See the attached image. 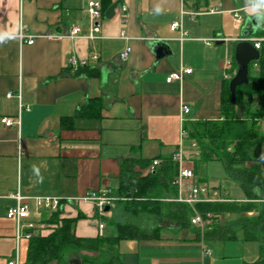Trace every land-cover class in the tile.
<instances>
[{
  "label": "crops",
  "instance_id": "0c3cea01",
  "mask_svg": "<svg viewBox=\"0 0 264 264\" xmlns=\"http://www.w3.org/2000/svg\"><path fill=\"white\" fill-rule=\"evenodd\" d=\"M90 1L102 8L99 32L92 39ZM115 3L114 16L106 18ZM248 5V0H0V33L7 34L0 41V264L17 255L20 264H28L30 240L17 243L16 222L7 218L9 208L17 205L13 195L61 201L57 211L40 214L30 201L33 236L44 235V212L59 211L62 218H77V237L97 238L111 236L106 211L99 215L83 198L103 190L114 199L109 211L114 203L122 208V220L114 222L137 226L150 237L120 241L115 247L119 264H258L257 239L246 238L236 223L254 212L218 215L220 227L236 235L206 240L197 231L210 228L213 215L202 216L195 206L209 202H180L186 195L176 184L180 170H192L194 186L208 185L227 200L211 203L248 202L237 181L233 198L218 181L201 175L199 153L190 158L195 152L186 145L184 128L188 122L223 119L224 84L238 70L236 45L264 38V22L258 21L254 35L242 36L246 20L256 16L245 10ZM175 22L179 28L172 30ZM75 28L80 32L71 37ZM124 52L126 60L120 57ZM187 69L192 72L182 80L167 82L171 74ZM18 96L29 110L20 112ZM256 107L255 100L237 106L235 116L241 111L238 118L244 119ZM5 117L20 118L21 125L7 128L1 122ZM259 126L264 136V121ZM167 159L177 165L169 185L177 192L163 191L162 201L192 207L191 219L210 215L209 224L184 228L162 216L125 212L126 201L117 194L124 164L149 162L141 170L143 179ZM156 160L159 165L153 166ZM260 160L264 180V142ZM207 197L213 199L212 192ZM140 219L159 223L143 228Z\"/></svg>",
  "mask_w": 264,
  "mask_h": 264
},
{
  "label": "trees",
  "instance_id": "16d2710c",
  "mask_svg": "<svg viewBox=\"0 0 264 264\" xmlns=\"http://www.w3.org/2000/svg\"><path fill=\"white\" fill-rule=\"evenodd\" d=\"M260 59L250 64L249 83L237 87L236 103L231 104L229 83L224 84L221 112L223 119L210 121H194L185 124L186 145L196 143L199 157L197 164L213 161L222 162L227 174L237 181L245 192L248 202L238 204L200 203L195 206L197 212L206 216L211 214L212 224L203 234L197 231L198 237L206 240L227 237L234 238L236 231L220 227L218 215L244 214L254 212L251 218L241 217L237 220L240 230L248 239H257L260 248L258 264H264V180L260 165V149L264 142L259 123L264 120V43H262ZM236 64V63H235ZM257 66V70L254 69ZM257 102L255 110L240 119L235 116L237 106ZM136 166L140 170L136 171ZM149 162H128L121 173V187L117 193L125 199L124 210L133 216L143 213L162 216L177 222L186 228L191 224L194 215L192 207L173 202H164L163 191L177 192L171 186V175L176 172L177 165L172 159L164 162L162 169L141 178V170L146 169ZM121 201V199H120ZM77 218H62L61 212H44L42 223L50 224L49 234L41 233L33 236L28 245V264H69L75 260L78 264H119L115 247L122 240H140L150 238L141 228L130 224H119L111 221V236L97 238H79L74 234ZM95 254V255H91Z\"/></svg>",
  "mask_w": 264,
  "mask_h": 264
},
{
  "label": "built area",
  "instance_id": "2783aa9c",
  "mask_svg": "<svg viewBox=\"0 0 264 264\" xmlns=\"http://www.w3.org/2000/svg\"><path fill=\"white\" fill-rule=\"evenodd\" d=\"M251 10V7L248 5L245 10ZM125 10V8H123ZM244 10V9H242ZM88 14L90 18V34L89 37L95 38V35L99 32V21L102 16V8L101 4L98 1H90L88 4ZM235 17L238 20L242 19V16L238 13L235 12ZM179 28V24L177 22L173 23L171 25L172 30H177ZM79 29L75 28L72 30L71 37H75L77 34H79ZM22 37V36H21ZM255 48L259 50L262 46V43H264V38L255 40ZM28 43L32 44L34 43V40H30ZM121 59L126 60L128 57V52H124L121 54ZM78 63L76 60L71 61V65L76 66ZM255 69L257 70V66H255ZM192 72L191 69H187L184 71L180 72H175L171 74L167 78V82L171 83L172 81H179L182 80L183 74H190ZM8 98L13 97L12 94H8ZM19 101H20V112L23 111L24 109L29 110L27 107H23L21 96H18ZM189 112V108L184 107V113L187 114ZM2 124L9 128V127H19L21 125L20 118L17 120L12 119V118H2L1 120ZM191 150L195 152L190 156V158H195V156L198 155L197 153V145L196 143H191ZM177 159L178 161L182 160V154H177ZM159 162L156 160L153 162V166H158ZM195 178L194 173L192 170H187L183 169L180 170L179 172V177L176 182V184L183 189L182 191L185 192V197H179V201L182 203H186L188 205H193L195 203L199 202H225L227 200L223 198H219L220 193L216 190L210 189L208 185H193V179ZM212 192V197L208 198V194ZM16 202L17 205L15 207L9 208L7 211V218L10 220H14L17 225V233H16V241L19 243L21 240H30L33 237L32 230L35 231V225L31 222H29L30 218V201H33L36 209L38 210L39 214L43 210H51V211H57L59 206L61 205V201L56 198H51V197H44V198H32V200L28 199L27 197L22 196L20 193H16L15 195L12 196ZM86 201H90L95 205L96 212L99 215L104 214L105 208L112 203L114 200L111 197V192L110 190H103L99 192H90L86 194L83 198ZM211 216L208 215L207 218H203L199 215H196L191 219V223L193 225H200L204 226L206 224L210 223ZM104 226L100 225V229H103ZM7 264H20L19 257L18 255L12 258L7 262Z\"/></svg>",
  "mask_w": 264,
  "mask_h": 264
},
{
  "label": "water",
  "instance_id": "95a60500",
  "mask_svg": "<svg viewBox=\"0 0 264 264\" xmlns=\"http://www.w3.org/2000/svg\"><path fill=\"white\" fill-rule=\"evenodd\" d=\"M118 7V3L113 4L106 12L105 17L110 19L115 14V9ZM256 16L253 18H248L246 24L242 30V36L244 38L252 36L256 33L258 28ZM163 52L158 50V54ZM260 59V51L257 50L254 45L247 40L240 41L235 48L234 60L238 66V70L235 76L232 78L229 84V90L231 93V104L236 103V89L242 85L249 83L250 75V64L254 61ZM106 212L109 211V207L105 209ZM69 264H78L75 260H70Z\"/></svg>",
  "mask_w": 264,
  "mask_h": 264
},
{
  "label": "rangeland",
  "instance_id": "374dc122",
  "mask_svg": "<svg viewBox=\"0 0 264 264\" xmlns=\"http://www.w3.org/2000/svg\"><path fill=\"white\" fill-rule=\"evenodd\" d=\"M238 109H240V107H238ZM240 112L241 111H239L237 113L238 117L241 115ZM262 121H264V120H262ZM201 175H203L208 181H212V183H214V184H216L218 181L219 184L222 185L223 189L226 192L230 193V196L233 198L235 197L236 192H238L237 188L239 187V184H237V182L232 180L231 177L227 176L225 167H224L223 163H221V162L215 161V162L202 163ZM209 185H211V184H209ZM121 215H122L121 206L117 203H114L111 206V210L105 213L104 222L110 223L111 221L122 220ZM140 221L142 222L141 219H140ZM130 222L133 223L132 220ZM149 222H151L154 225H157V223H159L158 219L147 221V222H142L143 228L147 227V224L148 225L151 224ZM52 226L53 225L46 224L44 235L49 234L52 231V229H51Z\"/></svg>",
  "mask_w": 264,
  "mask_h": 264
},
{
  "label": "clouds",
  "instance_id": "9594fccd",
  "mask_svg": "<svg viewBox=\"0 0 264 264\" xmlns=\"http://www.w3.org/2000/svg\"><path fill=\"white\" fill-rule=\"evenodd\" d=\"M248 4L251 7V10L254 14H256V18L258 22H264V0H248ZM155 12L159 14L161 12V8L157 6L155 8ZM7 35L6 33H0V41H2Z\"/></svg>",
  "mask_w": 264,
  "mask_h": 264
}]
</instances>
